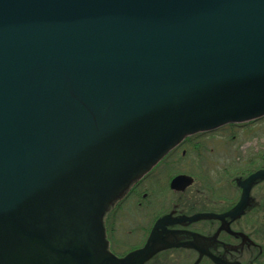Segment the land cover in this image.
I'll return each mask as SVG.
<instances>
[{
    "label": "water",
    "instance_id": "obj_1",
    "mask_svg": "<svg viewBox=\"0 0 264 264\" xmlns=\"http://www.w3.org/2000/svg\"><path fill=\"white\" fill-rule=\"evenodd\" d=\"M263 117L264 0H0V264H144L156 236L109 254L112 204L187 136Z\"/></svg>",
    "mask_w": 264,
    "mask_h": 264
},
{
    "label": "flooded vegetation",
    "instance_id": "obj_2",
    "mask_svg": "<svg viewBox=\"0 0 264 264\" xmlns=\"http://www.w3.org/2000/svg\"><path fill=\"white\" fill-rule=\"evenodd\" d=\"M261 123L253 122L249 127ZM206 140L193 137L178 146L129 190L123 202L108 212L104 223L109 254L119 260L125 259L133 252L145 249L147 241L156 234V254L144 264H214L207 258L208 254L219 264H263L264 194L259 198L254 195L257 185L254 186L243 213L228 217L227 214L239 204L243 192L235 180L234 186L225 188V172L218 182L211 177V162L205 155ZM192 158L198 161L194 162ZM257 161L264 162V158L254 159L252 165H258ZM259 168L264 170V166ZM180 175L193 178V185L185 190L172 189V181ZM213 183H217L215 187ZM165 190L168 191L165 199L155 200L156 193ZM130 199L136 200L128 202ZM206 214L219 218L197 224L186 220L177 224L164 222L156 230L158 222L165 217L178 220ZM248 252H251L249 257Z\"/></svg>",
    "mask_w": 264,
    "mask_h": 264
},
{
    "label": "rangeland",
    "instance_id": "obj_3",
    "mask_svg": "<svg viewBox=\"0 0 264 264\" xmlns=\"http://www.w3.org/2000/svg\"><path fill=\"white\" fill-rule=\"evenodd\" d=\"M246 124L245 126L240 125V128L234 138L226 137L223 135H213L212 137L206 140V150L205 155L209 159L212 173L211 177L214 178V181L217 182L220 180V177L223 172H225L224 185L226 187L234 186L233 180H236L239 177H246L248 173L255 172L260 169V166H264V162L257 161L256 166L252 165L254 159L264 158V121L261 124H253L249 127ZM234 131H232L233 134ZM233 136V135H232ZM204 141H202L203 143ZM194 162L198 160H194ZM193 162V163H194ZM194 167V166H193ZM199 177L200 174H198ZM217 184V183H216ZM213 183V186L215 185ZM168 191L163 193H156L155 200L163 201ZM254 195H257L259 198L264 194V184L257 186L254 189ZM264 196V195H263ZM136 199L128 200V202H135ZM130 218V215H128ZM200 221V220H199ZM199 221L196 222L199 223ZM194 224H192L193 226ZM259 231V229H257ZM261 234L263 231L261 230ZM257 244L261 247V242L258 241ZM251 255V252H248V257ZM247 257V258H248ZM259 262H256L258 264ZM264 264V262H263Z\"/></svg>",
    "mask_w": 264,
    "mask_h": 264
}]
</instances>
